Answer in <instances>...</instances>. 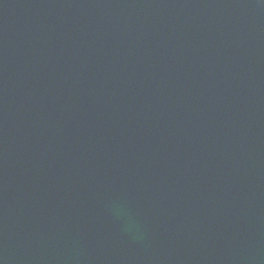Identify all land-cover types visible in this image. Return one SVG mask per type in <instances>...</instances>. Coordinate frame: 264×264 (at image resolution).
I'll return each instance as SVG.
<instances>
[{
  "label": "water",
  "instance_id": "water-1",
  "mask_svg": "<svg viewBox=\"0 0 264 264\" xmlns=\"http://www.w3.org/2000/svg\"><path fill=\"white\" fill-rule=\"evenodd\" d=\"M0 264H264V0H0Z\"/></svg>",
  "mask_w": 264,
  "mask_h": 264
}]
</instances>
